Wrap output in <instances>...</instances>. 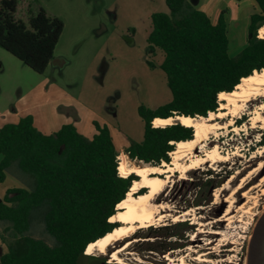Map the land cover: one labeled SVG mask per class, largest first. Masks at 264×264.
<instances>
[{"label":"trees","instance_id":"obj_1","mask_svg":"<svg viewBox=\"0 0 264 264\" xmlns=\"http://www.w3.org/2000/svg\"><path fill=\"white\" fill-rule=\"evenodd\" d=\"M253 1L258 12L249 18L246 46L233 57L228 53L223 15L212 23L186 0H164L168 12L150 16L147 51L151 56L155 50L162 52L159 68L165 74L171 98L155 110L138 107L137 113L144 122L143 138L124 150L131 161L152 166L169 164L175 143L191 140L194 130L179 123L154 128V118H206L219 108L220 93L232 92L242 78L264 69V38L258 37V30L264 25V0ZM19 2L0 0V48L33 72L43 74L53 59L63 23L40 9L29 15L24 24L16 14ZM148 65L155 66L153 62ZM93 125L95 134L90 140L71 124L62 125L53 134H42L30 116L0 127V183L12 166L34 180L30 190L10 188L0 200V241L5 248L0 264L105 261L85 255V248L117 226L108 219L138 178L134 174L119 176V154L108 127L96 122ZM228 174L205 171L209 178L195 184L198 190L203 189L196 206L210 202L209 191L217 188ZM38 221L52 245L29 234ZM175 225L182 231L193 228L188 221ZM160 234L166 238L176 233ZM171 246L157 250L168 251ZM147 248L156 249L150 245Z\"/></svg>","mask_w":264,"mask_h":264},{"label":"rangeland","instance_id":"obj_2","mask_svg":"<svg viewBox=\"0 0 264 264\" xmlns=\"http://www.w3.org/2000/svg\"><path fill=\"white\" fill-rule=\"evenodd\" d=\"M186 1L207 14L212 23L223 15L227 22L229 55L236 56L242 50L249 36V18L258 12L253 0ZM22 7L23 11L20 10ZM40 9L62 21L63 29L54 53L68 63L62 68L49 67L43 74L21 66L24 72L13 73L20 81L15 87L6 75L8 61L17 59L0 48V111L8 108L18 97H22L18 108L60 98L63 100L58 107L60 127L74 125L75 120L64 121L66 116L77 119L78 115L82 119L81 112H75L79 109L94 111L110 129L118 154L126 156L129 162L136 161H131L124 150L132 142H140L143 138L144 122L137 113L138 107L155 110L171 98L165 74L159 68L163 54L155 50L154 56L149 55L146 43L151 28L150 16L168 12L164 0H20L17 18L26 24L28 16ZM148 62H153L154 68L149 67ZM5 90L10 91L13 99L11 96L5 99ZM64 101L71 105L70 108ZM43 110L45 116L42 117L47 122L50 107ZM89 115H85L79 132L90 140L95 130L92 123L89 124L92 115L86 119ZM247 117L245 114L240 119L235 118L232 126L240 128L247 122ZM15 122L17 119L11 120L5 113L1 114L0 125ZM231 129L210 135L202 147V150H209L217 146L221 153L229 156L227 162L217 163L213 168L202 164L185 173L182 180L178 179V174L174 175L157 200L169 203L174 211L172 214L192 209L193 216H187L184 221H188L193 228L182 231L176 223L166 220L140 230L131 237L130 246L121 254L124 260L130 264H168L163 258L168 255L174 259L184 256L191 264H246V251L253 228L264 212V194L261 191L262 186L264 188V168L252 173L245 179L242 189L231 195V206L225 199L240 180L256 168L258 162H264V127L238 132ZM257 151H261L260 156H257ZM193 152V155L202 156L200 150ZM169 158L171 160L170 155ZM207 170L229 174L217 188L209 191L210 202L196 206L195 201L203 189L198 190L195 184L209 178L204 175ZM5 183L30 190L34 180L12 166ZM215 191L217 196H214ZM244 192L247 197H243ZM191 218L195 223L190 221ZM2 228L3 223L0 222V230ZM199 228L205 231L199 233ZM162 232L176 234L164 238L160 234ZM29 234L52 245L40 221L33 223ZM149 245L156 249L147 250ZM167 245H172V249L164 252L157 250ZM3 248L0 241V250ZM110 253L111 250L108 255ZM201 254L213 262L195 261L194 258ZM108 255L95 253L91 256L105 259L106 264H116L109 263Z\"/></svg>","mask_w":264,"mask_h":264},{"label":"bare ground","instance_id":"obj_3","mask_svg":"<svg viewBox=\"0 0 264 264\" xmlns=\"http://www.w3.org/2000/svg\"><path fill=\"white\" fill-rule=\"evenodd\" d=\"M258 37L264 38V26L258 30ZM218 101L220 103L218 110L214 113H209L206 118L175 115L167 119L155 118L152 121L154 128L179 123L184 127L194 130L191 140L175 143L174 151L170 153L171 160L169 164L163 162L160 166H152L140 162L137 163L136 161L129 162L124 155L117 157L119 176L126 178L134 174L138 180L133 181L125 199L116 205V213L108 219V222L116 223L117 226L103 237L89 243L85 248V255L91 256L95 253H98V255H108L109 250H111V253L108 255L109 263L130 264L121 257V254L128 249L131 244V237L138 231L148 229L155 224L164 223L166 220L178 223L184 221L187 216H193L192 209L185 210L181 214H172L174 211L169 203L164 201L157 202V200L164 194L175 173L178 174V179L182 180L185 179V173L198 168L202 164H209V167L213 168L217 163L228 161L229 156L221 153L217 146H213L209 150H202L205 141L210 135L215 136L230 127L233 132L248 128L264 127V69L260 72L254 71L249 77L242 78L232 92L220 93ZM245 114L248 115L245 124L243 123L240 128L232 126L235 118L240 119ZM195 150H200L202 156L193 155V151ZM256 154L260 156L261 151H257ZM263 168L264 162H258L256 168L249 171L240 180L238 186L231 190L230 196L225 199V202L231 206V195L242 189L246 178ZM232 178L233 176L230 179ZM141 190H145V192L138 193ZM261 191L264 194L263 186ZM246 194L244 192L243 197H247ZM214 196H217L216 191ZM193 220L194 218L190 219L191 222ZM193 223H195V220ZM200 228L198 229L199 233L205 231ZM208 233L212 232L208 231ZM123 241H125L123 245L116 249L114 248V245ZM164 259L168 264L175 261L178 264H191L184 256L174 259L171 256L164 255ZM135 260L136 262H140L139 259ZM194 260L199 263L213 262L206 258L204 254L196 256Z\"/></svg>","mask_w":264,"mask_h":264},{"label":"crops","instance_id":"obj_4","mask_svg":"<svg viewBox=\"0 0 264 264\" xmlns=\"http://www.w3.org/2000/svg\"><path fill=\"white\" fill-rule=\"evenodd\" d=\"M193 1L197 2L198 0H193ZM226 24H227V22H226ZM150 30H151V28H150ZM245 46L246 45H243L241 48L243 49ZM56 57L60 58L62 56L53 53V58H56ZM67 63L68 62L65 61L64 66L67 65ZM21 66L26 67L20 61H17V60L16 61H13V60L12 61H8L6 79L8 81L11 80L12 84H14L15 87H17L20 84V81H18V77L16 75H13V73H15V72H17L19 70H22L24 72V69H22L23 67H21ZM49 67H51V66L49 65L48 68ZM51 68H56V67H51ZM9 96L12 97L10 91H6L5 90V99L7 97L9 98ZM21 98L18 97L17 100H15L13 103H11L8 108H5L2 111H0V117H1V114L5 113L6 115H8V117H10L11 120L17 119V121H18L22 117L30 116L32 118L34 127L39 132H41L42 134H45V135L53 134V133L57 132L60 129L59 128L60 126L58 125V121H57L58 120V116H59L58 107H59V104L62 103L63 100H61L60 98L59 99H52V100H49L47 102H41L39 104H33V105H28V106L23 105L22 107L18 108L17 104L19 103V101H20L19 99H21ZM12 99H13V97H12ZM64 103H65V105H67L70 108V106H71L70 104L66 103V101H64ZM46 107H50V110H51L50 113H49L50 116H49V119H48L47 122L42 117V116H45V114H44L45 111L43 109L46 108ZM77 111H75L77 114L81 112L80 116H82V119H80V117H78V115H77V119L73 118L72 116H66L64 121L70 122V121H74L75 120L73 126L75 127V129L77 130V132L79 134L84 135V134H82L83 132L82 133L79 132L80 131L79 129H81V127H82V122L84 121V117H85L86 114L92 115L91 118L89 119V124L92 123V125H93V123L96 122L100 126H102V125L106 126V123L104 121H102L100 119V117L96 116L94 111H90L89 109H85V110L79 109ZM90 115L86 119H88L90 117ZM93 118L95 120H92ZM3 125H5V124H3ZM3 125H0V127H2ZM89 128H90V125H89ZM93 128H94V125H93ZM83 129L88 130V128L86 129V127H83ZM94 130H95V128H94ZM89 131H91V130H89ZM109 131H110V129H109ZM110 133H111V131H110ZM111 136H112V134H111ZM0 160H1V156H0ZM6 177H7V174H6ZM6 177H5L4 181L0 183V200L3 198V196H4V194H5L7 189L20 188V187H16V186L6 185V183H5L6 182ZM1 250H2V252H4L5 249L3 248Z\"/></svg>","mask_w":264,"mask_h":264},{"label":"water","instance_id":"obj_5","mask_svg":"<svg viewBox=\"0 0 264 264\" xmlns=\"http://www.w3.org/2000/svg\"><path fill=\"white\" fill-rule=\"evenodd\" d=\"M64 64H65V61L62 58L56 57L51 60L49 65L51 67L62 68ZM161 119H167V118H161ZM140 163L144 164L143 162H140ZM182 212L183 211H179L177 213L181 214ZM124 242L125 241L118 243L117 245H114V248L116 249L120 247L121 245H123ZM0 253H1V250H0ZM246 264H264V212L259 217V219L257 220L253 228V231H252V234H251L248 246H247V251H246Z\"/></svg>","mask_w":264,"mask_h":264},{"label":"flooded vegetation","instance_id":"obj_6","mask_svg":"<svg viewBox=\"0 0 264 264\" xmlns=\"http://www.w3.org/2000/svg\"><path fill=\"white\" fill-rule=\"evenodd\" d=\"M171 237H172V236H170V237L168 236L167 238H171ZM158 251H159V252H164V250H158ZM163 258H164V256H163ZM103 263L106 264L105 261H103V260H99V262L94 263V264H103Z\"/></svg>","mask_w":264,"mask_h":264}]
</instances>
